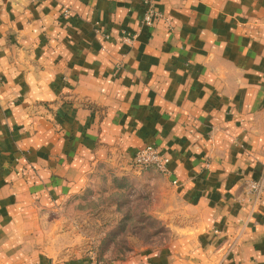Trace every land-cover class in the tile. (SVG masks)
<instances>
[{"label": "crops", "instance_id": "obj_1", "mask_svg": "<svg viewBox=\"0 0 264 264\" xmlns=\"http://www.w3.org/2000/svg\"><path fill=\"white\" fill-rule=\"evenodd\" d=\"M148 7L0 0V261L110 151L153 144L196 232L108 264H264V194L247 189L264 181V0H155L153 26Z\"/></svg>", "mask_w": 264, "mask_h": 264}, {"label": "rangeland", "instance_id": "obj_2", "mask_svg": "<svg viewBox=\"0 0 264 264\" xmlns=\"http://www.w3.org/2000/svg\"><path fill=\"white\" fill-rule=\"evenodd\" d=\"M109 153L80 192L40 212L29 229L21 227L18 245H4L7 255L0 264H91L92 257L108 264L170 250L179 238L196 232V218L163 172L136 166L126 151ZM31 229L38 238L34 254L27 239ZM16 248L18 256L11 259Z\"/></svg>", "mask_w": 264, "mask_h": 264}, {"label": "built area", "instance_id": "obj_3", "mask_svg": "<svg viewBox=\"0 0 264 264\" xmlns=\"http://www.w3.org/2000/svg\"><path fill=\"white\" fill-rule=\"evenodd\" d=\"M148 5V9L144 15V23L150 26L155 24L156 19L160 13L155 7V0H144ZM67 14L68 10L65 11ZM135 35L132 33H124V40L126 42H133ZM121 67V63L117 64V68ZM133 163L138 167L153 166L163 172L167 178L176 183V180H171V173L168 169L169 158L162 152L156 145H146L138 149L133 157ZM247 189L249 194L253 195L255 199L263 196L264 194V181L263 180H249L247 182ZM91 264H105L102 260L92 257Z\"/></svg>", "mask_w": 264, "mask_h": 264}]
</instances>
